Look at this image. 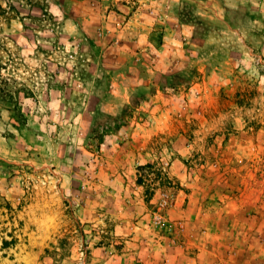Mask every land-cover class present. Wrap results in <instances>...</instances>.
I'll return each mask as SVG.
<instances>
[{
  "label": "rangeland",
  "instance_id": "374dc122",
  "mask_svg": "<svg viewBox=\"0 0 264 264\" xmlns=\"http://www.w3.org/2000/svg\"><path fill=\"white\" fill-rule=\"evenodd\" d=\"M0 264H264V0H0Z\"/></svg>",
  "mask_w": 264,
  "mask_h": 264
},
{
  "label": "built area",
  "instance_id": "2783aa9c",
  "mask_svg": "<svg viewBox=\"0 0 264 264\" xmlns=\"http://www.w3.org/2000/svg\"><path fill=\"white\" fill-rule=\"evenodd\" d=\"M171 195L168 192H163L160 197L159 206H158V213L157 218L158 220L165 219L164 212H162L163 209L168 207L171 204Z\"/></svg>",
  "mask_w": 264,
  "mask_h": 264
}]
</instances>
